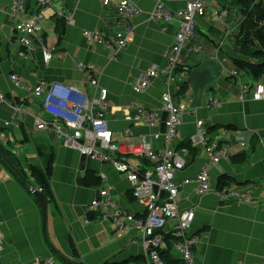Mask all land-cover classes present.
<instances>
[{"label": "crops", "instance_id": "1", "mask_svg": "<svg viewBox=\"0 0 264 264\" xmlns=\"http://www.w3.org/2000/svg\"><path fill=\"white\" fill-rule=\"evenodd\" d=\"M26 1L29 10L38 8L35 0ZM66 1L64 7L70 10V21L56 14L64 8L62 0L51 1V8L44 10L37 36L32 37V43L38 48L25 57L19 41L21 35L14 31L15 20L11 17L13 0H0V91L13 100L20 99L27 112L19 114L0 102V149L24 176L0 153V264H35L50 256L55 264H145L143 247L137 241L138 228L130 226L117 235L111 222L99 220L87 208L98 191L107 186L110 198L119 209L135 218H144V202L133 196L126 176L117 172L109 161L82 155L77 149L65 146L62 138L53 132L36 129L35 117L39 114L47 117L40 100L15 87L9 76H19L24 85L40 80L61 82L92 95L94 90L88 76L76 67L77 62L91 64L99 85L107 89L105 118L113 140L124 150L129 141H137L138 136L144 135L152 148L159 150L162 138L151 136L155 129L127 121L124 114L131 113L130 104L135 100L148 109L161 111L163 75L155 77L141 93H135L132 85L149 68L167 66L168 57L173 54L177 22L148 19L146 14L161 2L176 12L185 7L186 0H135L141 13L133 17L118 14L113 4L116 0L108 5L101 0ZM211 8L227 13L215 19ZM230 8L231 0H210L206 14L195 16L193 36L179 57L170 87L174 102L183 101L186 105L174 145L181 144L177 150L186 156L187 162L176 172L175 181L180 183L178 208L195 209L187 232L199 237L193 248L194 264L256 263L264 258V99L239 98L243 86L264 81V77L255 79L232 64V58L241 56L234 47V40L231 45H226L225 40L217 49L215 34L228 28L227 22L232 18ZM234 9L238 8L232 11ZM127 26L132 29L129 41L114 56L110 49L115 31ZM84 30L99 31L109 42H89L83 36ZM194 46L201 49L195 51ZM44 50L50 54L48 60L44 58ZM205 62L210 71L217 68L218 63L221 68L214 85H205L201 100L194 105L189 73L191 68ZM233 71L237 78L229 76ZM211 75L205 71V84ZM182 85L185 87L183 95L179 93ZM209 97L215 99L217 105L207 107ZM197 119H205L207 127L213 128L208 137L220 138L221 143L228 145L229 153L227 158L208 165L213 190L203 195L197 194V183L193 179L201 167L208 164L206 150L182 144L195 130ZM126 128L131 129L133 136L124 134ZM158 129L161 131L160 127ZM51 160L48 178L51 195L47 197L45 233L61 257L45 241L40 201L24 182L25 179L31 186L40 188L39 181L32 175V167L44 171ZM127 160L131 166H150L134 157ZM221 176L230 180L231 187L248 191L253 201L221 202L216 193L222 186L218 183ZM186 178L191 181L182 183ZM167 249L162 251L179 259L169 244Z\"/></svg>", "mask_w": 264, "mask_h": 264}, {"label": "built area", "instance_id": "2", "mask_svg": "<svg viewBox=\"0 0 264 264\" xmlns=\"http://www.w3.org/2000/svg\"><path fill=\"white\" fill-rule=\"evenodd\" d=\"M51 1L53 0H35L38 8L29 10L26 0H13L11 17L15 20L14 31L21 35L19 41L24 48L22 55L25 57L38 48L26 38V35L37 36L44 10L51 8ZM208 1L187 0L185 7L176 12L170 11L161 2L146 14L148 19L163 22L174 19L177 22V30L172 43L173 54L168 57L167 66L162 69L156 66L149 68L132 85L135 93H141L151 85L155 77L159 74L163 75L164 92L160 97L161 111L148 109L135 100L130 104L131 113H125L124 118L135 124L154 128L155 131L151 133L152 138H162V147L159 150L153 149L144 135L138 136L137 141H129L124 150L113 140V132L105 118L108 106L107 89L99 85L98 75L91 64L77 62L76 67L88 76V83L94 90L92 95L77 86L61 82L40 80L32 85H24L19 76L15 74L9 76L15 87L24 89L29 95L40 100V107L47 117L40 114L35 117L36 129L53 132L62 138L65 146L77 149L82 155L109 161L117 172L126 176L133 196L144 202V218H135L132 214L119 209L115 201L110 198L107 186L98 191L87 208L99 220L111 222L117 235L129 230L130 226L138 228L140 234L137 241L143 247L145 264H167L161 256V251L164 248L167 249L168 244L179 256L177 264H194L193 248L198 243L199 237L187 232L194 219L195 209L194 207L182 210L178 208L180 183L175 181L176 172L182 170L187 162L186 156L174 145L181 124V116L186 112V105L183 101L174 102L170 87L174 80L172 73L179 65V57L188 40L193 36L196 26L195 16L202 17L206 14ZM101 2L108 5L111 0H101ZM113 4L117 13L124 17H133L141 13L135 0H116ZM66 12L69 14L68 18L65 11H57L56 14L70 21V10L66 9ZM212 15L218 18L224 15V12L219 14L212 11ZM131 33L132 29L129 26L115 31V40L110 49L114 56L117 51L127 45ZM83 36L89 42L101 44L109 42V40H104L99 31L84 30ZM40 46L45 49L43 44ZM192 49L199 51L201 47L194 46ZM49 57L50 54L44 50V58L48 60ZM230 75L236 76V72H230ZM247 96H251L253 100H263L264 81L243 86L239 98L244 99ZM20 101V99L13 100L0 91V102H5L14 112L25 114L26 109L21 106ZM213 105H217V102L209 97L207 107ZM163 113L166 114L164 121H162ZM162 122L164 123L163 132L158 129ZM209 131L210 128L207 127L205 119H197L195 130L185 141L192 148L203 147L209 158L208 164L203 165L193 179L197 183L198 195L213 190L208 177V165L216 164L220 158L229 156L228 145L221 143L220 138L210 139ZM124 134L133 136L130 128H126ZM127 157L146 161L150 166H131ZM190 181L191 179L186 178L182 183ZM216 193L221 202L253 201L248 191L235 189L230 184L219 187ZM1 247L0 239V249ZM35 264H55V262L50 256L39 259ZM244 264H264V258L256 263Z\"/></svg>", "mask_w": 264, "mask_h": 264}, {"label": "trees", "instance_id": "3", "mask_svg": "<svg viewBox=\"0 0 264 264\" xmlns=\"http://www.w3.org/2000/svg\"><path fill=\"white\" fill-rule=\"evenodd\" d=\"M231 7L232 9L237 7L244 18L234 38V47L241 56L232 58V64L236 68L251 74L255 79L264 77V0H231ZM184 91L185 87L182 85L179 93L183 95ZM182 144L188 148L191 147L189 143ZM180 147L181 144L176 146V149ZM145 164L148 165L149 163L146 162ZM51 167L52 160L48 162L44 171L32 167V175L39 181L40 188L46 197L51 195L48 184ZM229 182L230 180L226 176H221L218 179L219 186L229 185ZM167 251H161V256L165 262L167 264H177L178 259L172 258Z\"/></svg>", "mask_w": 264, "mask_h": 264}, {"label": "water", "instance_id": "4", "mask_svg": "<svg viewBox=\"0 0 264 264\" xmlns=\"http://www.w3.org/2000/svg\"><path fill=\"white\" fill-rule=\"evenodd\" d=\"M26 38L29 39L30 41H32V37L30 35H26ZM37 44V42H36ZM211 63V62H210ZM213 63V62H212ZM219 64V63H218ZM216 64L217 68H215L214 70L212 69V71H210L208 63L205 62L204 64H199L197 66H194L193 68H191V71L189 73V79H190V83H191V88H192V92L194 93V97H195V103L194 105H197L199 103V101L201 100V93L203 91V89H205V85H209V87L213 86L215 81H216V77L218 74V70H220V66L221 64ZM205 71H208L210 73H212L211 77L209 78V81L207 82V84H205ZM216 71V72H215ZM166 117V114L163 113L162 114V121H164ZM161 131H164V123H161ZM0 153L3 155V157L5 158L6 162L20 175L19 171L14 168L13 164L10 162L7 154L0 149ZM84 157V156H82ZM85 158V157H84ZM24 182L26 184V186L28 187V189L35 195L37 196V198L40 201V209H41V214H42V230H43V234H44V238L46 243L48 244V246L55 252L58 253L57 250H55V248L49 243L46 233H45V226H46V221H47V197L46 195L42 192V190H40L39 188H35L34 186H31L30 184H28V182L24 179ZM155 190L157 189L156 187L154 188ZM58 255L60 256V254L58 253ZM61 257V256H60Z\"/></svg>", "mask_w": 264, "mask_h": 264}, {"label": "rangeland", "instance_id": "5", "mask_svg": "<svg viewBox=\"0 0 264 264\" xmlns=\"http://www.w3.org/2000/svg\"><path fill=\"white\" fill-rule=\"evenodd\" d=\"M67 2L68 1H66V0H62V3L64 4L63 7L67 4ZM47 7H50V6H47ZM66 9L67 8L64 7L61 10H59V12L65 11V15L68 18L69 14L66 12ZM229 14L232 15V18L230 20H228V22H227V25H229L228 28L224 29L223 32L219 31V32H216V34H215V37H217L218 41L225 42V40H226V42H227L226 45H231L233 43V40L239 31V26H240L239 21L242 18V14L240 13V11L238 9H234L233 11L230 10ZM67 18L64 19L66 22L69 20ZM225 30H226V34H225Z\"/></svg>", "mask_w": 264, "mask_h": 264}, {"label": "clouds", "instance_id": "6", "mask_svg": "<svg viewBox=\"0 0 264 264\" xmlns=\"http://www.w3.org/2000/svg\"><path fill=\"white\" fill-rule=\"evenodd\" d=\"M209 1H210V0H209ZM209 1L207 2V6H208ZM186 2H187V0H186ZM230 10H232V9L230 8ZM212 11H213V10H212V8H211V12H212ZM215 11H216L217 13H219V14H220L221 12H224V15H222L221 17L225 16L226 13H227L226 10H221V9H220V10H215ZM215 19H217V18H215ZM243 19H244V18H243V16H242V18H241V20L239 21V23H242ZM193 33H194V32H193ZM191 38H192V37H191ZM188 41H189V40H188ZM220 42H221V41L216 40V45H217V49H218V50H219V49L221 48V46L223 45V42H222V44H220ZM187 43H188V42H187ZM185 50H186V48H185ZM229 76L232 77V78H235V77L237 78V75H236V76H232V75L229 74ZM257 82H258V81H257ZM249 85H250V84H249Z\"/></svg>", "mask_w": 264, "mask_h": 264}]
</instances>
